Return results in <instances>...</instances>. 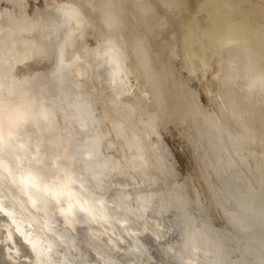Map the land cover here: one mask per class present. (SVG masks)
I'll return each mask as SVG.
<instances>
[{
	"label": "clouds",
	"instance_id": "clouds-1",
	"mask_svg": "<svg viewBox=\"0 0 264 264\" xmlns=\"http://www.w3.org/2000/svg\"><path fill=\"white\" fill-rule=\"evenodd\" d=\"M0 264H264V0H0Z\"/></svg>",
	"mask_w": 264,
	"mask_h": 264
}]
</instances>
